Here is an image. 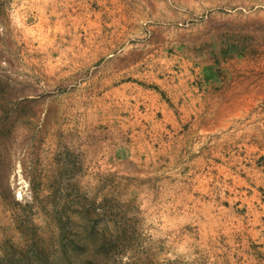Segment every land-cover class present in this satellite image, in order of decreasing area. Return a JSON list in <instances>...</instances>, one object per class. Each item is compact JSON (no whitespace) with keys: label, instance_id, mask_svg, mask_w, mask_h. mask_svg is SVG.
I'll list each match as a JSON object with an SVG mask.
<instances>
[{"label":"rangeland","instance_id":"rangeland-1","mask_svg":"<svg viewBox=\"0 0 264 264\" xmlns=\"http://www.w3.org/2000/svg\"><path fill=\"white\" fill-rule=\"evenodd\" d=\"M0 264H264V0H0Z\"/></svg>","mask_w":264,"mask_h":264}]
</instances>
